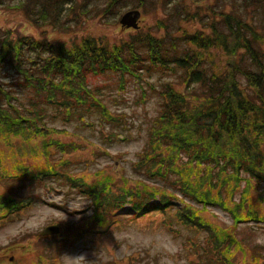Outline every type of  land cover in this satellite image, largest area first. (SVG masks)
<instances>
[{
    "label": "trees",
    "instance_id": "trees-1",
    "mask_svg": "<svg viewBox=\"0 0 264 264\" xmlns=\"http://www.w3.org/2000/svg\"><path fill=\"white\" fill-rule=\"evenodd\" d=\"M1 6L21 12L40 29L61 34L93 18L115 19L130 10L153 16V24L118 43L86 37L69 45L0 28V71L11 67L23 79L20 87L45 95L17 107V95L0 79V142L13 135L7 138L11 146L31 152L44 141L37 154H46L52 140L47 110L56 106L90 111L91 116V107L97 106L89 77L106 75L114 81L118 77L123 84L130 77L140 81L161 67L180 70L178 85L184 91L171 80L162 85L157 98L161 112L136 166L148 181L123 197L106 182L86 187L105 211L102 221H93L95 225L106 221L114 208L124 209L127 200L136 213L150 207L155 213L172 211L183 229L207 237L198 246L199 254L185 245L189 256L203 263L242 264L233 255L244 253L237 230L243 223H264V0H0ZM139 85H147L141 94L149 99L153 89L144 82ZM21 169L20 179L25 181L30 172L26 166ZM9 196L0 197V209L19 206ZM164 207L166 211H161ZM214 207L234 221L230 232L203 217ZM162 222L174 234L175 222ZM76 234L84 240L93 237L87 228L68 236Z\"/></svg>",
    "mask_w": 264,
    "mask_h": 264
},
{
    "label": "rangeland",
    "instance_id": "rangeland-1",
    "mask_svg": "<svg viewBox=\"0 0 264 264\" xmlns=\"http://www.w3.org/2000/svg\"><path fill=\"white\" fill-rule=\"evenodd\" d=\"M122 16L105 21L96 17L85 22L83 27L73 29L68 34H61L50 28L40 29L31 24L21 12L9 6H1L0 28L10 30L14 35L35 38L47 36L50 41H65L69 45L78 43L86 37L118 43L136 31L122 27L120 24ZM154 21L152 15L142 16L139 27L153 24ZM180 74V70L172 72L171 68L161 67L151 76L144 75L140 81L130 77L124 80L123 84L118 77L116 81L106 78V75L89 77L87 83L92 94L95 93L97 106L91 107V116H89L90 111L70 112L60 107L55 108L56 106L47 110L50 115L45 121L51 130L52 140L46 154L40 156L37 154V149L43 146L44 141L37 149L32 147L31 152H18L7 139H12L13 135L7 134L6 138L2 137L4 143L0 142V164H2L0 197L7 198L8 194H11L9 197L19 203L18 207H9V204L4 209H0V223L5 224L0 226V237L10 238V242L0 246V256H4L3 260L6 263L9 257L14 256L18 263L24 261L33 264L22 256L33 257L35 252H38L51 256L50 264H104L106 261H109L107 264H159V258L142 244L139 236L163 231L179 242L180 264H225V261L218 260L203 263L187 254L185 245L197 254L202 252L198 246L202 241L207 240V237L183 229L185 227L176 222L175 212L155 213V209L150 207L136 213L129 209L128 200L124 204V209L114 208L116 215L106 217V221L97 224L103 229L109 221L117 219L110 232L96 237L90 235L93 237L85 240L78 234L66 236L86 228L89 231L93 230L94 234L102 231L91 226L95 225L94 219L99 221L103 218L105 211L99 208V198L96 201L94 196L87 192L86 187H97L99 182H106L117 197H123L128 190L139 189L138 186H141L142 182L148 181L143 176L145 173H139L136 169L138 162L129 166L121 156L112 151V148L133 141H143V152H145L150 142L153 124L156 123L161 112L162 105L157 98L161 95L162 85L171 80L179 88ZM0 79L7 89L17 95L18 100L14 101L17 107L29 106L36 101V96L44 99L45 95L39 96L34 90L20 87L18 84L23 79H19L9 66H5L0 71ZM140 82L147 83L153 89L149 99L141 94L142 90H144L142 93L147 92V85L141 86ZM179 89L184 91L183 86ZM154 98L158 101L155 106L156 114L149 116V105ZM96 108L105 115L102 116ZM114 113L120 118H115ZM43 150L45 148L39 151ZM139 159L140 155L138 161ZM23 166H26L30 172L25 175V181L20 179L22 174L20 168ZM38 170L40 172L36 173ZM155 188L160 190L158 186ZM26 200L27 204L24 202ZM187 201L190 204L195 203L191 198ZM96 202L99 205H96ZM161 211H166V207ZM202 215L212 225L229 232L235 224L230 215L220 208H211ZM163 220L175 222L177 227L173 226L174 234L167 231L168 226L162 222ZM121 221L127 224L121 225ZM248 224L250 226H245L247 223H243L237 230V241L244 247V253L234 252V260L243 261L242 264H264L262 261L264 242H258V239L264 240V223ZM48 226L58 227L59 232L42 236V231ZM107 229L108 227L105 231ZM163 243L161 240V245ZM228 244L229 241L226 246Z\"/></svg>",
    "mask_w": 264,
    "mask_h": 264
},
{
    "label": "clouds",
    "instance_id": "clouds-1",
    "mask_svg": "<svg viewBox=\"0 0 264 264\" xmlns=\"http://www.w3.org/2000/svg\"><path fill=\"white\" fill-rule=\"evenodd\" d=\"M157 103L158 101L155 98L150 103L149 116L156 114L155 106ZM112 151L121 156L130 166L138 162V157L143 152V141H133L124 146H113ZM139 239L149 251L159 258V264H180L178 257L181 247L179 242L168 233L157 231L151 234L140 235ZM161 240L164 242L163 245H161ZM8 242H10L9 237H0V246H5ZM258 242H264V240L258 239Z\"/></svg>",
    "mask_w": 264,
    "mask_h": 264
},
{
    "label": "water",
    "instance_id": "water-1",
    "mask_svg": "<svg viewBox=\"0 0 264 264\" xmlns=\"http://www.w3.org/2000/svg\"><path fill=\"white\" fill-rule=\"evenodd\" d=\"M142 13L139 10H131L126 12L120 19V24L123 28H132L137 30L139 28V19L141 18ZM59 232V228L55 226L47 227L42 236H49Z\"/></svg>",
    "mask_w": 264,
    "mask_h": 264
},
{
    "label": "flooded vegetation",
    "instance_id": "flooded-vegetation-1",
    "mask_svg": "<svg viewBox=\"0 0 264 264\" xmlns=\"http://www.w3.org/2000/svg\"><path fill=\"white\" fill-rule=\"evenodd\" d=\"M23 258H26L28 260H33L35 259L34 257H29V255H23L22 256ZM4 256H0V264H27L25 263L24 261H19V263L17 262V259L14 257V256H11L8 258V262L6 263L4 260H3ZM45 264H47L46 262H44Z\"/></svg>",
    "mask_w": 264,
    "mask_h": 264
}]
</instances>
